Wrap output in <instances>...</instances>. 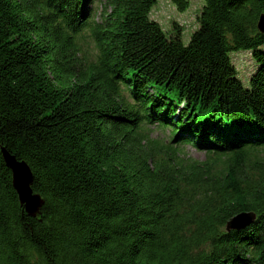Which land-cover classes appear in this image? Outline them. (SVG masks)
I'll return each mask as SVG.
<instances>
[{"label":"trees","instance_id":"16d2710c","mask_svg":"<svg viewBox=\"0 0 264 264\" xmlns=\"http://www.w3.org/2000/svg\"><path fill=\"white\" fill-rule=\"evenodd\" d=\"M155 4L0 0V150L44 202L26 214L0 151V264H264V0H204L187 46ZM238 51L256 64L249 88ZM242 212L256 220L227 232Z\"/></svg>","mask_w":264,"mask_h":264},{"label":"rangeland","instance_id":"374dc122","mask_svg":"<svg viewBox=\"0 0 264 264\" xmlns=\"http://www.w3.org/2000/svg\"><path fill=\"white\" fill-rule=\"evenodd\" d=\"M188 2V8L180 12L170 0H156V4L151 9L150 13L151 19L157 22L168 36L172 35L176 29L181 30V38L185 46L189 44L191 36L199 28L198 17L204 6V0H188ZM89 10L88 15H91L92 21L99 22L103 8L93 3L89 7ZM87 34H89L88 31L83 32L82 36L85 37L81 40L79 45V57L83 64L91 61L95 54L94 45ZM230 56L236 68L238 79L245 88H249V78L256 70V64L251 53L248 51H238L231 53ZM138 132L147 139L157 141L160 144H167L172 139L171 129L163 125L160 121H156L151 125L147 124L145 121L141 122ZM190 153L202 159L201 154L193 150Z\"/></svg>","mask_w":264,"mask_h":264},{"label":"water","instance_id":"95a60500","mask_svg":"<svg viewBox=\"0 0 264 264\" xmlns=\"http://www.w3.org/2000/svg\"><path fill=\"white\" fill-rule=\"evenodd\" d=\"M258 31L264 35V15H261L257 23ZM1 155L5 166L11 172L12 186L19 203L24 207L29 217H36L43 205V199L32 190L33 177L29 166L24 161L17 160L5 148H1ZM256 219L252 212H242L232 217L226 224V231H239L251 225Z\"/></svg>","mask_w":264,"mask_h":264}]
</instances>
